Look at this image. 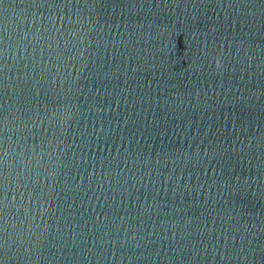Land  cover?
Returning <instances> with one entry per match:
<instances>
[{
	"label": "water",
	"instance_id": "obj_1",
	"mask_svg": "<svg viewBox=\"0 0 264 264\" xmlns=\"http://www.w3.org/2000/svg\"><path fill=\"white\" fill-rule=\"evenodd\" d=\"M0 264H264V0H0Z\"/></svg>",
	"mask_w": 264,
	"mask_h": 264
}]
</instances>
